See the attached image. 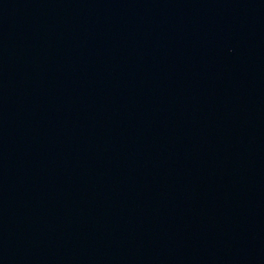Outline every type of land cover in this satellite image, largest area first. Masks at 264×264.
Segmentation results:
<instances>
[{
  "label": "water",
  "instance_id": "obj_1",
  "mask_svg": "<svg viewBox=\"0 0 264 264\" xmlns=\"http://www.w3.org/2000/svg\"><path fill=\"white\" fill-rule=\"evenodd\" d=\"M0 264H264V0H0Z\"/></svg>",
  "mask_w": 264,
  "mask_h": 264
}]
</instances>
